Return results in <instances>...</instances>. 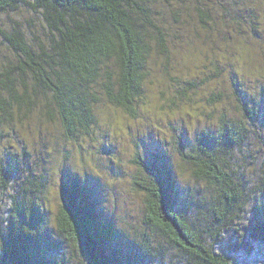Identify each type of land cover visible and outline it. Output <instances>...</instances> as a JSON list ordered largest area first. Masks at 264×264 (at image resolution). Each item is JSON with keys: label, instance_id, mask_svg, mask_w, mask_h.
Segmentation results:
<instances>
[{"label": "trees", "instance_id": "1", "mask_svg": "<svg viewBox=\"0 0 264 264\" xmlns=\"http://www.w3.org/2000/svg\"><path fill=\"white\" fill-rule=\"evenodd\" d=\"M260 27L264 0H0V43L8 47L0 55V138L33 112L59 122L72 139L89 134L105 103L135 116L148 64L159 61L164 74L183 80L172 72L175 64L165 68L180 54L177 41L196 47L195 59L209 48L232 66L230 47L248 59L264 55ZM241 41L255 44L242 50ZM209 59L215 74L225 71ZM207 80L219 86L208 94L210 105L230 106L211 113L216 129L203 130L189 151L178 141L180 160L208 190L194 218L186 211L191 200L178 206L174 172L152 155L151 164L134 161L145 213L133 240L75 174L58 190L53 234L39 202L45 180H18L13 153L0 164V189L11 196L0 218V264H247L239 253L248 235L264 250V90L260 100L235 84L228 92L218 77ZM184 82L179 93L189 97L197 87ZM253 255L251 264H264V252Z\"/></svg>", "mask_w": 264, "mask_h": 264}, {"label": "rangeland", "instance_id": "2", "mask_svg": "<svg viewBox=\"0 0 264 264\" xmlns=\"http://www.w3.org/2000/svg\"><path fill=\"white\" fill-rule=\"evenodd\" d=\"M218 16L220 13L216 12ZM260 32L264 35L261 27ZM187 33L185 31V35ZM183 41L176 42V50L180 54L177 58L172 55L165 65L168 68L175 64V67H171L172 72L176 70L175 75L178 74L183 80L176 81L164 74L163 63L159 61L148 64L150 75L142 86L145 101L139 103L135 116L105 103L101 111L98 108L97 122L89 128V134H79L72 139L64 135L59 122L38 119L35 115L37 112H33L20 125L17 124L16 131L9 130L0 138V164L7 165L11 154L16 153L17 157L19 155L18 180L34 176H41L39 180H45L41 187L43 200L39 202L45 205L47 225L53 234L58 190L65 180L75 174L94 190L98 207L105 210L120 234L133 240L143 229L142 216L145 213L143 195L134 186V177L140 168L134 161L141 159L151 164L152 155L163 157L161 161L166 162L174 172L180 191L178 206L186 207L182 202L187 200L189 203L191 200L186 211L191 219L194 218L198 201L208 195V190L191 176L189 166L180 160L178 141L184 140V151H189L188 148L196 143L197 136L203 130L212 133L216 129L217 119L211 113L227 112L229 109L227 101L210 105L208 94L219 86L211 84L207 77L223 80L228 92L235 84L244 89L247 95L258 99L264 90V55L255 54L248 59V55L236 53L230 47L228 51H232V66H226V58L218 53L217 56L213 55L209 48H202V53L195 59L197 48ZM196 41L192 38L190 42ZM254 44L241 41L239 48L247 50ZM7 51L6 44L0 43V55ZM211 57L225 68L223 73L215 74L210 64ZM186 79L194 81L197 87L196 91L189 93V97L179 93ZM104 102L105 99L101 98L100 103ZM184 102L187 106H183ZM239 163L240 160L237 165ZM2 192L0 189V218L7 212L6 208L10 206L8 198L11 197L8 195L10 191L7 194ZM246 240L248 244L239 255L247 264H251L257 259L254 252L258 257L264 250L249 235ZM142 264H148V259H143ZM155 264L162 263L158 261Z\"/></svg>", "mask_w": 264, "mask_h": 264}]
</instances>
